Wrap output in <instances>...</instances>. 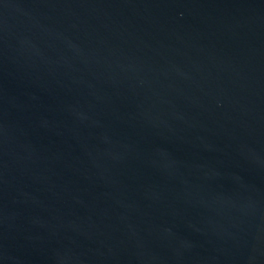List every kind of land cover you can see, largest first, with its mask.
I'll return each mask as SVG.
<instances>
[{"label":"water","instance_id":"water-1","mask_svg":"<svg viewBox=\"0 0 264 264\" xmlns=\"http://www.w3.org/2000/svg\"><path fill=\"white\" fill-rule=\"evenodd\" d=\"M0 264H264V0H0Z\"/></svg>","mask_w":264,"mask_h":264}]
</instances>
